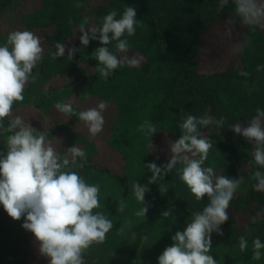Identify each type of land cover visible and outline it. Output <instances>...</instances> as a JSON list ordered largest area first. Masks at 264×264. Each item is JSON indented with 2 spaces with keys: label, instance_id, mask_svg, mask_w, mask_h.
<instances>
[{
  "label": "trees",
  "instance_id": "trees-1",
  "mask_svg": "<svg viewBox=\"0 0 264 264\" xmlns=\"http://www.w3.org/2000/svg\"><path fill=\"white\" fill-rule=\"evenodd\" d=\"M77 3L83 7H75ZM127 6L135 8L143 26H137L134 36L125 33L122 39L131 45L129 56L138 54L144 59L140 67L117 68L105 81L94 71L99 62L92 58L101 45L92 40L83 47L79 26L85 19L86 28L97 25L113 9L119 19ZM216 7L217 0H0V46L10 32L27 30L42 38L44 48L43 59L32 72L33 77L42 73L41 86L32 92L30 77L24 101L13 106L16 114L37 131H44L61 156L73 145L83 149L79 138L92 147L83 169L69 168L87 183L100 186L101 207L94 211L103 212L114 227L96 250L84 253L85 264H158V257L174 243L172 236L184 231L192 214L208 204L207 196L197 201L185 184L173 192L181 164L164 180L148 184L152 173L145 165L154 162L161 167L171 159L169 144L180 138L178 125L188 114L225 118L221 128L213 123L199 129L213 144L204 167L212 166L217 175L229 179L244 177L230 202L229 219L221 225L223 236H211L209 254L218 264H264V256L258 261L251 258L252 241L259 238L264 244V232L247 238L248 249L243 253L239 240L225 238L226 228L239 232L252 218L245 207L250 178L258 166L253 145L231 126L246 125L257 108L264 110V71H256L257 65H264V29L243 26L235 17L232 0L221 12ZM229 28L231 38L224 34ZM56 42L80 51L72 60L67 51L53 60ZM115 43L107 45L110 51L115 52ZM237 43L243 47L233 54ZM204 55L214 57L218 67L201 69ZM60 63L67 64L65 75ZM240 71L251 75L242 77ZM102 100L108 105L103 112L105 123L102 132L92 137L78 113ZM57 102H71L77 115L59 113L54 107ZM145 120L157 128L152 137L137 131ZM4 142L6 136H0V146ZM76 162L81 161L77 158ZM133 181L149 189L145 218L134 215L142 205L130 191ZM121 199L128 205L123 213L117 209ZM165 211L171 213L167 218ZM126 218L130 225H125ZM23 223V217L13 220L0 205V264H49ZM122 225L123 234L119 231Z\"/></svg>",
  "mask_w": 264,
  "mask_h": 264
},
{
  "label": "clouds",
  "instance_id": "clouds-1",
  "mask_svg": "<svg viewBox=\"0 0 264 264\" xmlns=\"http://www.w3.org/2000/svg\"><path fill=\"white\" fill-rule=\"evenodd\" d=\"M232 4L235 17L243 26L264 29V0H232ZM228 5L229 0H217L216 11L221 12ZM75 7L83 5L77 3ZM136 15L135 8L127 6L119 19L113 9L99 24L86 28L88 20L85 19L79 26L83 47H87L92 40H98L101 45L92 53V58L99 62L94 71L105 81L113 76L117 68L125 65L136 68L143 62L144 58L138 54L128 55L131 45L127 39H122L125 33L134 36L137 26H143ZM68 22L72 24L71 19ZM224 34L231 38L232 30L229 28ZM113 41L116 42L115 52L107 47ZM42 43V38L33 32L16 30L10 32L6 43L0 46V136H6V151H0V205L13 220L24 218L22 228L33 234L40 255L47 258L49 264H85L84 253L93 245L102 244L114 227L112 220L103 212L94 211L101 207L100 186L87 183L77 171L69 168L71 165L72 168L83 169L87 154L73 145L61 156L45 132L34 129L16 114L13 107L24 101L30 77L35 82L32 72L43 59ZM54 47L56 51L51 54L53 60L64 57L66 51L68 59L72 60L80 51L74 46L66 48L60 42H56ZM242 47L240 43L235 44L233 52H239ZM256 71H264V65H257ZM239 75L247 78L251 73L240 71ZM107 106V101L102 100L95 107L78 113L79 120L87 126L92 137L103 130V112ZM54 107L66 117L77 115L71 102H57ZM213 123L221 128L225 118L213 120L191 114L182 117L178 125L182 134L169 144L171 159L161 167L154 162L145 165L152 173L148 184L164 180L176 165H183L178 169L179 179L197 201L205 196L209 201L202 212L192 214L191 222L184 231H177L172 236L174 243L158 257V264H218L209 254L212 250L211 236L213 233L223 236L221 225L229 219L230 202L244 177L229 179L217 175L212 166L204 167L213 144L199 129ZM231 130L253 145L252 156L258 170L251 177L255 181L252 190L264 193V171L259 170L264 169V110L257 108L246 125L238 122L231 126ZM137 131L152 137L157 128L151 121L145 120ZM77 158L81 161L79 164ZM130 185L132 195L142 205L134 215L145 218L148 186L136 181L130 182ZM118 202L117 209L123 213L128 205L123 199ZM170 214V211H165L163 216L167 218ZM261 220H264V209L251 218V223ZM124 223L130 225L131 220L126 218ZM119 231L123 234V225ZM239 249L241 253L248 249L244 236L239 238ZM262 250L264 244L255 238L252 241V260H260L264 256Z\"/></svg>",
  "mask_w": 264,
  "mask_h": 264
},
{
  "label": "rangeland",
  "instance_id": "rangeland-1",
  "mask_svg": "<svg viewBox=\"0 0 264 264\" xmlns=\"http://www.w3.org/2000/svg\"><path fill=\"white\" fill-rule=\"evenodd\" d=\"M233 48H234V46H233ZM232 53L234 54V52H232ZM66 65L67 64H65V63L59 64V67L61 68V72L63 71V73H62L63 75H65V73H66ZM218 65H219V63L217 62V60L214 57H205V55H204L200 61L201 69H203L204 71L213 70L215 67H218ZM42 79H43L42 73H36L35 82L32 83V85H33L32 92H36L39 89V87L41 86ZM78 143L83 147L84 151L87 154V157H89V155L91 154V151H92V147L88 143H86L84 140H82L81 138L78 139ZM0 151H6V142L1 144ZM261 171H264V169H262ZM254 183H255V181H253L250 178L249 188H248V196H247V197H249V199H248L246 207H245L248 209V211L252 217L254 215H256L259 211L264 209V193L253 191L252 185ZM183 184L184 183L178 177L176 182L173 184V192L177 193V191L179 190V188ZM256 193L258 195L256 197H254V195ZM263 232H264V220H261V222L255 223V224L251 223V222L248 223V225L246 227L242 228L239 232L235 231V230H231L229 228H226L225 238L227 241L239 240V238L241 236H244L245 239H247L253 234H259V233H263ZM96 246L97 245H93L89 250H91V251L96 250ZM89 250H87V252ZM87 252H85L86 255H87ZM86 255L84 254V257Z\"/></svg>",
  "mask_w": 264,
  "mask_h": 264
}]
</instances>
